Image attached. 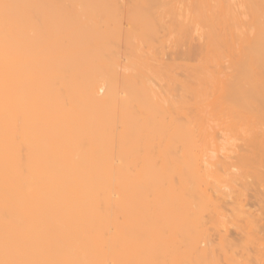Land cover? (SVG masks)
I'll return each instance as SVG.
<instances>
[{"label":"bare ground","instance_id":"obj_1","mask_svg":"<svg viewBox=\"0 0 264 264\" xmlns=\"http://www.w3.org/2000/svg\"><path fill=\"white\" fill-rule=\"evenodd\" d=\"M240 114L264 0H0V264H264Z\"/></svg>","mask_w":264,"mask_h":264},{"label":"rangeland","instance_id":"obj_2","mask_svg":"<svg viewBox=\"0 0 264 264\" xmlns=\"http://www.w3.org/2000/svg\"><path fill=\"white\" fill-rule=\"evenodd\" d=\"M195 43H197V42H195ZM186 45L183 46L180 49H177V50L176 49L166 48V54H165L164 58L166 60H169V61L171 59H174L175 57L177 58V54H178L177 51L178 50L179 51L180 50L181 51H185L186 49L190 48L189 44H186ZM196 45H198V44H196ZM193 46H195V45L193 44ZM187 47H189V48H187ZM240 116H242V117L247 116V118L244 117V119L245 118H246L245 120L250 119V121L247 120V121L250 122V123L248 122L249 124L256 123L258 126H261V127L264 128V117H263L264 115L263 114H255V116H254V114H252V115L251 114H240ZM249 116L250 117L253 116V117L250 118ZM260 116H261V119H260ZM239 117L237 118L238 120L241 119V117L240 118ZM258 170H260L264 174V166L261 167ZM241 189H243L245 191V193L247 194V200H246L247 207L251 211H253L255 214L259 215L261 213V204H260V202H259V200L257 198V194H264V184L260 185V184H255L253 182L251 183V179H250V181L245 186L241 187ZM262 217L263 218H261V220L259 221V226L261 228V233H264V230H263L264 229V215H262ZM230 233H231L230 234V239L232 240V242L239 243L242 240L243 234L238 232L235 228H232ZM212 238L215 239V242H216L218 237H217L216 234H214V235H212ZM203 245H205V243H203Z\"/></svg>","mask_w":264,"mask_h":264}]
</instances>
